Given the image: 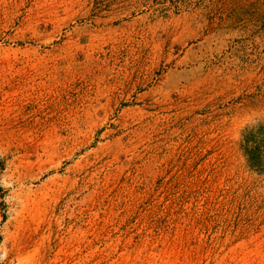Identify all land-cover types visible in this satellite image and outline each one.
<instances>
[{
	"label": "rangeland",
	"instance_id": "1",
	"mask_svg": "<svg viewBox=\"0 0 264 264\" xmlns=\"http://www.w3.org/2000/svg\"><path fill=\"white\" fill-rule=\"evenodd\" d=\"M0 264H264V0H0Z\"/></svg>",
	"mask_w": 264,
	"mask_h": 264
}]
</instances>
